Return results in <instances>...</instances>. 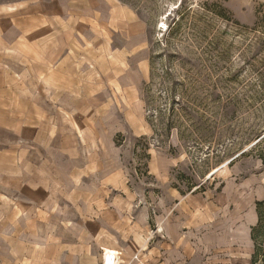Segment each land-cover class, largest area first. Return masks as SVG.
<instances>
[{"label": "crops", "instance_id": "0c3cea01", "mask_svg": "<svg viewBox=\"0 0 264 264\" xmlns=\"http://www.w3.org/2000/svg\"><path fill=\"white\" fill-rule=\"evenodd\" d=\"M148 54L117 0H0V264H102L103 249L118 264H192L191 198L161 180L151 242L124 166L125 142L149 130Z\"/></svg>", "mask_w": 264, "mask_h": 264}, {"label": "rangeland", "instance_id": "374dc122", "mask_svg": "<svg viewBox=\"0 0 264 264\" xmlns=\"http://www.w3.org/2000/svg\"><path fill=\"white\" fill-rule=\"evenodd\" d=\"M117 1L134 11L149 49L139 95L149 130L125 142L123 159L143 187L149 240L163 235L162 180L195 207L184 262L251 264L264 197V0Z\"/></svg>", "mask_w": 264, "mask_h": 264}, {"label": "trees", "instance_id": "16d2710c", "mask_svg": "<svg viewBox=\"0 0 264 264\" xmlns=\"http://www.w3.org/2000/svg\"><path fill=\"white\" fill-rule=\"evenodd\" d=\"M256 222L250 227L251 264H264V197L255 202Z\"/></svg>", "mask_w": 264, "mask_h": 264}, {"label": "built area", "instance_id": "2783aa9c", "mask_svg": "<svg viewBox=\"0 0 264 264\" xmlns=\"http://www.w3.org/2000/svg\"><path fill=\"white\" fill-rule=\"evenodd\" d=\"M118 252L115 253H105V250H102V264H118Z\"/></svg>", "mask_w": 264, "mask_h": 264}, {"label": "bare ground", "instance_id": "6f19581e", "mask_svg": "<svg viewBox=\"0 0 264 264\" xmlns=\"http://www.w3.org/2000/svg\"><path fill=\"white\" fill-rule=\"evenodd\" d=\"M103 250H105V249H103ZM109 252H110V251H109ZM109 252H106V251H105L106 254L109 253ZM115 252H117V251H114V252H111V253H115Z\"/></svg>", "mask_w": 264, "mask_h": 264}]
</instances>
